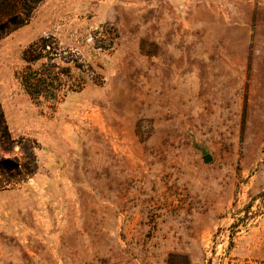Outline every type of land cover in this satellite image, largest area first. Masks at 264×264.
<instances>
[{
	"label": "rangeland",
	"instance_id": "obj_1",
	"mask_svg": "<svg viewBox=\"0 0 264 264\" xmlns=\"http://www.w3.org/2000/svg\"><path fill=\"white\" fill-rule=\"evenodd\" d=\"M0 264H264V0H0Z\"/></svg>",
	"mask_w": 264,
	"mask_h": 264
},
{
	"label": "trees",
	"instance_id": "obj_2",
	"mask_svg": "<svg viewBox=\"0 0 264 264\" xmlns=\"http://www.w3.org/2000/svg\"><path fill=\"white\" fill-rule=\"evenodd\" d=\"M28 69L29 70H25L22 74L23 83L31 95L39 98V96L44 95L43 93L45 92V83H43L42 73H40L39 70H32L30 67ZM54 90L55 86L50 90L49 96L53 95V97H55Z\"/></svg>",
	"mask_w": 264,
	"mask_h": 264
},
{
	"label": "water",
	"instance_id": "obj_3",
	"mask_svg": "<svg viewBox=\"0 0 264 264\" xmlns=\"http://www.w3.org/2000/svg\"><path fill=\"white\" fill-rule=\"evenodd\" d=\"M204 158H205L206 161H210L211 160V156L210 155H205Z\"/></svg>",
	"mask_w": 264,
	"mask_h": 264
}]
</instances>
